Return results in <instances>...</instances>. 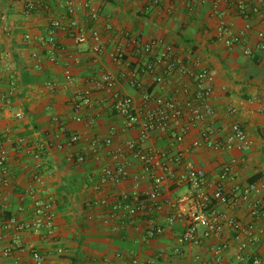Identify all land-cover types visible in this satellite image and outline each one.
<instances>
[{
	"label": "crops",
	"instance_id": "0c3cea01",
	"mask_svg": "<svg viewBox=\"0 0 264 264\" xmlns=\"http://www.w3.org/2000/svg\"><path fill=\"white\" fill-rule=\"evenodd\" d=\"M75 1H91L99 10V19L94 26L101 34L104 51L98 56L92 53L94 42L90 36L85 43L76 44L70 36L59 32L56 37L57 62H52L48 57V46L37 39L46 35L52 17L66 20L63 5L49 1L43 9L27 17L24 0H0V50L8 54L7 60L0 59V87H7L10 76L14 77L17 87L12 108L0 113V142L8 151L12 173L9 184L1 188L0 220L10 217L25 220L32 216L33 206L22 196L29 188L36 187L32 176L39 164L38 170L50 175L45 176V186L54 200L57 225L54 238L31 231L21 232L20 247L8 257L3 256L2 251L15 244V234L12 229L0 231V264H34L28 250L30 245L47 254L42 264H113L130 259L133 254L142 264H251L248 258L253 255L264 260V220L257 221L263 231L248 247V258L243 262L235 258L236 242L232 228L226 222L219 236L204 239L199 245L179 243L185 221L168 225L166 218L170 212L169 203L187 189L176 187L170 179L161 189V208L151 216L165 226L163 234L153 238L142 236L141 230L150 218L147 215L124 229L117 228V220L108 216L106 208H90L88 203L102 198L114 201L135 190L145 193L151 189L149 173L142 172L139 161L130 155L126 178L118 184L99 183L101 168L114 167L111 153L124 148L128 140L138 141L139 130L128 127L126 119L113 111L107 91L95 92L94 106L83 107L78 113L79 118H72L77 91L87 85L89 78L101 72L115 74L119 80L116 88L133 99L136 110L145 108L142 92L131 87L123 76L124 63L116 64L111 58L112 51L122 49L124 62H130V68L137 69L139 63L132 38L145 41L162 38L181 52L193 48L199 65L207 67L213 74L210 104L215 114L189 128L181 143L170 131L156 130L142 141L143 149L166 150L168 165L173 169L177 168L170 158L181 153L183 167L201 168L211 179H217L221 168L229 165L241 190L247 183L264 185V114L260 112L258 102L259 95L264 94V49L256 47L257 32H264V23L257 14L247 20L236 9L240 1L250 4L256 1L218 0L217 13L212 10L213 0ZM79 17L86 22L84 12L80 11ZM221 21L231 33H237L246 22L251 24L246 44L252 48V55L244 54V44L231 48L223 44L217 33ZM27 33L31 36L28 41L23 38ZM33 52L38 58L33 57ZM76 59L78 62H74ZM65 72L74 75L76 82L65 84ZM48 81L57 83L58 88L50 91L46 86ZM166 81L165 87L159 88L142 78L143 86L150 94L162 97L170 96L172 87L178 83L174 78ZM230 106L237 108L233 115L226 112ZM19 109L24 112V117L16 119L14 114ZM233 121L243 126L252 139L250 150L193 147L206 126H210L214 138H218ZM180 126L175 125L174 130L178 132ZM73 133L80 136L75 143L69 140ZM18 137H24L28 147L40 153L39 160L25 149H17L15 140ZM92 138L102 141L98 147V160L90 153ZM107 138L111 140L109 144L104 143ZM79 155L84 157L81 163L74 161ZM224 188L230 194L234 184L226 180ZM260 196L264 198V188ZM216 210L223 219L253 222L245 202L238 201L232 206L217 204ZM219 242H228L229 248L217 257L211 247ZM57 248L65 249L64 253L57 254Z\"/></svg>",
	"mask_w": 264,
	"mask_h": 264
},
{
	"label": "built area",
	"instance_id": "2783aa9c",
	"mask_svg": "<svg viewBox=\"0 0 264 264\" xmlns=\"http://www.w3.org/2000/svg\"><path fill=\"white\" fill-rule=\"evenodd\" d=\"M53 1L62 4L65 9V19L52 17L45 36H40L37 41L49 48V59L57 62L56 37L59 32L70 36L76 44L85 43L90 36L93 40L92 53L98 56L104 51L102 37L94 23L99 19V10L91 1L77 3L75 0H24L25 14L29 17ZM153 3L156 0H151ZM255 3L240 1L236 9L240 16L249 19L252 14L260 16V21L264 23V0H255ZM212 10L219 11L218 0H213ZM86 14V22L79 17V12ZM110 28V26H106ZM251 24L245 25L237 32L231 33L225 22L221 21L218 27V35L223 44L231 48L235 45L244 44V54L252 55V48L246 44ZM24 40L31 39L30 34L24 35ZM131 44L134 48L136 60L139 63L137 69L130 68V62H124V51L116 48L111 52V58L116 64L126 66L123 76L128 84L142 92V101L145 106L143 110H136L133 99L121 93L116 85L118 77L111 72H101L87 80V85L78 90L74 103L73 119H78V113L83 107H92L95 104L94 93L107 91L112 102L111 108L114 112L122 115L126 119L128 127H135L139 130V138L125 142L124 148H119L111 153L113 168L103 166L100 171V184L108 182L118 184L127 177V168L130 166V157L136 158L141 164L142 172L149 173L151 177V189L145 193L136 190L130 195H124L109 201L102 198L89 202V207H102L108 210V216L117 220V228L124 229L128 225L134 224L137 218L150 216L146 220V225L142 228L144 238H153L165 232V226L158 224L151 216L160 208L159 196L162 186L167 179H170L176 187H185L186 193L169 203L170 212L166 218V223L172 225L177 221H185V228L178 237L181 244L199 245L204 239L219 236L224 228V223L228 224L233 231V239L236 242L235 258L239 262L245 261L248 247L255 243L262 228L257 226V221L264 220V198L260 196L264 185L258 182L247 183L242 190L236 183V176L231 173L230 166L224 165L217 179L209 178L201 168L183 167V157L181 153L174 155L172 161L177 169L168 165V154L163 149L145 150L142 141L156 130L170 131L172 137L178 143L184 138V133L189 128L194 127L208 118L214 116L215 110L210 104L213 94V74L207 67L200 66L194 58V49L187 48L179 51L173 44L167 43L162 38L141 40L132 38ZM257 48L264 49V32H257ZM33 57L38 58V54L33 52ZM8 54L0 50V59L7 60ZM78 62V60H74ZM142 78H147L150 84H156L159 88H164L167 78H174L178 83L172 87L171 95L168 97L155 96L147 91L143 86ZM187 79V81L184 80ZM65 84L75 83L76 77L69 72L64 74ZM46 86L50 91L58 88L57 83L48 81ZM64 86V85H63ZM16 81L13 76L7 81V87H0V113L9 110L13 105V97L16 94ZM260 112L264 114V94L258 97ZM227 114L233 115L237 108L230 106L226 109ZM14 117L21 119L24 112L19 109ZM180 124L178 132L174 130L175 125ZM64 129V127H63ZM214 131L210 126H206L201 133V138L193 142V147H205L208 149L238 150L245 152L253 147V141L247 134L245 128L238 122H231L224 134L214 138ZM71 143L80 140L77 133H73L69 138ZM17 149H25L35 159H40V153L26 144L24 137L16 138ZM102 141L99 138L90 140V153L95 160L99 159L98 147ZM111 142L110 138L104 140L105 144ZM82 155L74 158L76 162H83ZM232 163H235L233 160ZM37 170L32 176L36 187H31L25 191L23 198H27L33 206V214L29 219L19 220L16 217L0 220V231L12 229L15 234V244L5 247L2 255L10 256L16 247H20V233L31 231L43 234L48 238L56 235V212L54 200L47 193L44 174ZM158 171V172H157ZM11 169L8 160V151L0 142V197L1 188L11 181ZM228 180L234 184L232 192L225 191L224 182ZM137 187H135L136 189ZM43 194V195H42ZM238 201L245 202L249 207V214L253 222L245 223L235 218L223 219L216 210L217 204L228 206L235 205ZM139 229V228H137ZM229 248L228 242H219L212 245L213 254L219 257ZM28 250L34 264H42L47 254H43L34 246L30 245ZM65 249L57 248L56 253L61 255ZM251 264H264V260L259 255L250 258ZM113 264H142L140 259L134 254L130 259L121 260Z\"/></svg>",
	"mask_w": 264,
	"mask_h": 264
},
{
	"label": "trees",
	"instance_id": "16d2710c",
	"mask_svg": "<svg viewBox=\"0 0 264 264\" xmlns=\"http://www.w3.org/2000/svg\"><path fill=\"white\" fill-rule=\"evenodd\" d=\"M35 13V12H34ZM57 46V45H56Z\"/></svg>",
	"mask_w": 264,
	"mask_h": 264
}]
</instances>
